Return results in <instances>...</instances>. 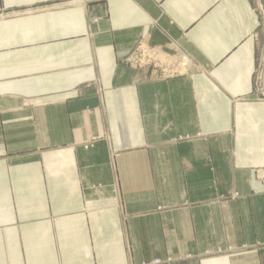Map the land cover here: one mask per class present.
Wrapping results in <instances>:
<instances>
[{
    "label": "crops",
    "instance_id": "crops-1",
    "mask_svg": "<svg viewBox=\"0 0 264 264\" xmlns=\"http://www.w3.org/2000/svg\"><path fill=\"white\" fill-rule=\"evenodd\" d=\"M258 27L250 0H0V264H264Z\"/></svg>",
    "mask_w": 264,
    "mask_h": 264
},
{
    "label": "rangeland",
    "instance_id": "rangeland-1",
    "mask_svg": "<svg viewBox=\"0 0 264 264\" xmlns=\"http://www.w3.org/2000/svg\"><path fill=\"white\" fill-rule=\"evenodd\" d=\"M252 3H253V6H254V9L258 15V19H259V27H258V32L254 35V37H256V39L258 38V40L261 42L264 41V8H263V5L261 4L260 0H250ZM259 7L262 8V12L260 11ZM263 13V14H262ZM137 45V44H136ZM136 45L131 49V51L123 58V63L127 64L129 67H132L134 69H141V70H153V71H156V73L158 74V77L162 80H167V79H170V78H164L162 75H160V71L158 69L155 70L151 67H138L137 64L135 63H130L131 62V59L129 60L131 54H133L135 52V49H136ZM156 48H159V47H156ZM161 49V48H159ZM162 50V49H161ZM260 50H263L264 51V48L260 49ZM166 53H169L170 55H173L175 57H178V62L180 63V67L182 65V69H181V73L182 75L190 68V64L188 62H184L182 60V57H180L175 51H168V50H162ZM263 51H260V57L258 55V61H257V64H256V69H255V74H254V86L255 88L257 89L258 91V88H260V90L264 91L261 87H262V84H261V81L260 79L258 78V72L261 68V61L260 60L262 58V55H263ZM263 59V58H262ZM130 61V62H129ZM173 78V77H172ZM260 96V95H259ZM261 98L264 99V97L260 96ZM106 141H104V138L103 137H96V138H92L90 140H85V141H82L81 143H79V145H75L71 148H80L82 149L83 151H89L91 149H93L95 147L96 144L98 143H105ZM64 148H67L68 146H63ZM120 152H117V151H110L109 153V159H108V163L109 165H112L118 158ZM258 170H262L264 171V169H256L255 170V177L256 179L262 184V186L264 187V181L263 179H261L259 176H258ZM80 197H81V202L83 205H87L89 199L92 197V198H95V199H98V200H101V199H106L108 197H115L116 199H119L120 198V190L115 188V189H108V190H105L104 188V185H101V184H94V185H91L89 188H86L83 184L81 185V189H80ZM240 197V195L237 193V192H232V193H229V194H226L224 196H222V198L224 199H234V198H238ZM170 262L169 259H166V260H160V259H156L154 260L151 264H168Z\"/></svg>",
    "mask_w": 264,
    "mask_h": 264
},
{
    "label": "built area",
    "instance_id": "built-area-1",
    "mask_svg": "<svg viewBox=\"0 0 264 264\" xmlns=\"http://www.w3.org/2000/svg\"><path fill=\"white\" fill-rule=\"evenodd\" d=\"M259 9L262 12V8L259 7ZM262 58L264 59L263 56ZM130 59H131V62L129 61L130 63L132 64L135 63L140 68L151 67L157 71L159 69L160 75H162L164 78H172L182 75L181 73L182 65L180 67V63L178 62V57L170 55L169 53H166L156 47H151L143 43H138L136 45L135 52L131 54L129 60ZM258 78L261 81V77L259 76V73H258ZM258 94L264 97V91L260 90V88H258ZM257 173L258 176L264 181V171L258 170Z\"/></svg>",
    "mask_w": 264,
    "mask_h": 264
}]
</instances>
